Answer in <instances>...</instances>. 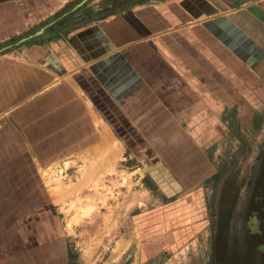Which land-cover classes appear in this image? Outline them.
I'll list each match as a JSON object with an SVG mask.
<instances>
[{"label":"crops","instance_id":"crops-1","mask_svg":"<svg viewBox=\"0 0 264 264\" xmlns=\"http://www.w3.org/2000/svg\"><path fill=\"white\" fill-rule=\"evenodd\" d=\"M54 4L0 3V264H79L52 175L85 189L122 162L158 191L140 225L158 264L166 229L204 219L234 132L264 124V0H158L59 29L76 4Z\"/></svg>","mask_w":264,"mask_h":264},{"label":"rangeland","instance_id":"rangeland-1","mask_svg":"<svg viewBox=\"0 0 264 264\" xmlns=\"http://www.w3.org/2000/svg\"><path fill=\"white\" fill-rule=\"evenodd\" d=\"M53 1L54 6L64 3L62 9L66 11L81 0ZM104 1L86 3L91 7ZM262 122L251 132L247 124L234 132L236 141L224 147L225 162L219 177L199 195L204 219L196 223L197 227L190 226L189 231L183 227L179 238L174 235L178 227L166 229L162 240L164 247L172 251L164 253L158 264H264ZM124 163L115 173L102 175L101 185L85 189L75 188L78 177L73 168L52 175L54 192L65 198L60 208L72 224L70 246L83 257L79 264H142L150 253L142 247L149 232L140 225L144 226L145 212L153 207L142 197L147 194L155 198L159 194L147 176L134 184L137 175L132 177ZM180 240L183 243L179 244ZM190 241L191 246L175 254V249Z\"/></svg>","mask_w":264,"mask_h":264},{"label":"trees","instance_id":"trees-1","mask_svg":"<svg viewBox=\"0 0 264 264\" xmlns=\"http://www.w3.org/2000/svg\"><path fill=\"white\" fill-rule=\"evenodd\" d=\"M5 1H9V0H0V3ZM155 1L158 0H105L104 3L103 4L101 3L99 6H91L86 9H83L87 4L85 3L80 8L78 9L76 8L67 17L61 18L58 21H56L53 25V28L59 29L61 26L63 27V25L67 21L70 22L75 19H76L75 24L86 23L89 22L90 20H94L96 18H103L115 12L128 9L136 5H140L148 2H155ZM71 16H75V18L74 19L69 18ZM150 211L153 212V210ZM146 227L148 226L146 225Z\"/></svg>","mask_w":264,"mask_h":264},{"label":"water","instance_id":"water-1","mask_svg":"<svg viewBox=\"0 0 264 264\" xmlns=\"http://www.w3.org/2000/svg\"><path fill=\"white\" fill-rule=\"evenodd\" d=\"M86 1H87V0H81L78 4H76V5L73 7L72 10H74V9H76V8H78V7H80V6H81L82 4H84ZM40 32H41V30H38L37 32L33 33L32 35H36V34H38V33H40ZM32 35H27V36H25V37H22V38H20L19 40H17L15 43H13L12 45H16V44H18V43H20V42H22V41L28 39V38L31 37ZM6 47H9V45L4 46L3 48H0V51L3 50V49L6 48Z\"/></svg>","mask_w":264,"mask_h":264}]
</instances>
